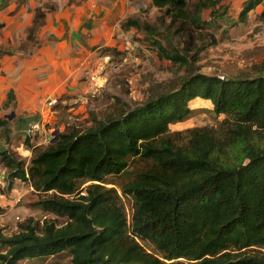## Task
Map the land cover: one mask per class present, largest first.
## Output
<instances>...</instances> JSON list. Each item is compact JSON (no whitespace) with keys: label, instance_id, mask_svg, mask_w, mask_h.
Masks as SVG:
<instances>
[{"label":"trees","instance_id":"16d2710c","mask_svg":"<svg viewBox=\"0 0 264 264\" xmlns=\"http://www.w3.org/2000/svg\"><path fill=\"white\" fill-rule=\"evenodd\" d=\"M10 1L0 0V10ZM219 2L153 0L161 11L156 23L138 15L123 25L145 32L160 57L187 69L177 86L133 106L117 98L121 111L94 115L84 128L68 126L55 142L35 147L27 162L1 151L7 189L19 179L51 191L39 203L66 222L26 219L3 238L8 249L0 264L62 251L70 264H264V63L253 75L229 78L195 68L205 48L200 43L215 41L207 30L215 22H205L203 12ZM260 4L264 0H246L241 20ZM54 10L38 6L26 42L14 50L1 46L0 57L28 44L40 47V31ZM14 98L10 90L8 99ZM195 98L211 101L225 118L217 126L171 131L189 116ZM8 123L0 117L1 128ZM136 159L147 167L122 187L133 200L129 221L121 195L106 180Z\"/></svg>","mask_w":264,"mask_h":264},{"label":"rangeland","instance_id":"374dc122","mask_svg":"<svg viewBox=\"0 0 264 264\" xmlns=\"http://www.w3.org/2000/svg\"><path fill=\"white\" fill-rule=\"evenodd\" d=\"M14 1L18 4L23 0ZM219 1L216 8L203 12L205 22H215L212 27L207 26V30L215 35V41L200 43L205 48L199 53L195 68L202 73L223 78L253 75L264 63V4L251 9L247 19L242 21L241 13L246 0ZM47 3L56 6L53 0H48L45 4ZM144 13L140 15V20L156 23L161 11L151 8ZM117 39L118 44L123 45L102 48L97 69L86 75L82 87L76 93H72L68 87L65 92L55 96L58 102L51 109L44 102L43 110L23 112L15 98L7 99L0 107V117L9 121L6 127H0V153L9 150L27 162L35 147H44L51 142L56 130L62 132L68 126L84 128L92 123L94 115L121 111L124 106L117 102V98L133 106L146 100L154 92H163L171 86H177L181 77L188 73L186 68L160 57L157 47L143 31L136 29L131 34H121ZM23 42H26V38L21 40L20 45L13 46L9 43L7 47L12 50L21 48ZM162 42L168 49L173 46L168 40ZM38 48L28 44L23 52L34 54ZM213 108L211 101L193 99L190 102L189 116L171 124V131L217 126L225 116L217 115ZM12 113L15 115L9 119L7 115ZM34 122H41L42 128L30 135L28 130ZM146 167L144 161L136 159L123 174L108 176L106 180V186L121 195L129 221L133 212V200L123 194L122 187ZM5 177L6 170L0 156V206L3 208V213L0 214V254L8 249L3 238L17 233L19 225L26 219L33 218L39 222L45 219L56 220L59 224L66 222V217L42 209L39 203L44 196L51 195V191L48 194L37 191L30 182L19 179L15 180L14 188L8 190ZM89 183H85L84 187ZM141 242L148 251L158 253L152 243ZM70 261L71 256L62 251L55 255L26 257L19 260L18 264H70Z\"/></svg>","mask_w":264,"mask_h":264},{"label":"crops","instance_id":"0c3cea01","mask_svg":"<svg viewBox=\"0 0 264 264\" xmlns=\"http://www.w3.org/2000/svg\"><path fill=\"white\" fill-rule=\"evenodd\" d=\"M48 0H28L0 10V47L19 44L33 23L35 9ZM56 10L48 13L40 31L41 46L34 54L17 51L0 57V107L14 91L18 106L28 112L40 110L48 98L68 87L76 93L89 72L97 69L102 48L122 46L121 34L133 16L158 9L153 0H53ZM128 31V32H126ZM197 99V98H196ZM209 101V100H208Z\"/></svg>","mask_w":264,"mask_h":264},{"label":"built area","instance_id":"2783aa9c","mask_svg":"<svg viewBox=\"0 0 264 264\" xmlns=\"http://www.w3.org/2000/svg\"><path fill=\"white\" fill-rule=\"evenodd\" d=\"M58 102V99L56 97H52V98H48L46 101V105L48 106V108H52L54 107ZM42 128V124L41 122H34L30 125L29 127V134L32 135L33 133L39 131Z\"/></svg>","mask_w":264,"mask_h":264},{"label":"water","instance_id":"95a60500","mask_svg":"<svg viewBox=\"0 0 264 264\" xmlns=\"http://www.w3.org/2000/svg\"><path fill=\"white\" fill-rule=\"evenodd\" d=\"M14 115H15V113H12V114L8 115V117H9L10 119H12V118L14 117ZM58 132H59L58 130L55 131V133H54V137H53V139L51 140V142H55V141L58 139V136H57Z\"/></svg>","mask_w":264,"mask_h":264}]
</instances>
